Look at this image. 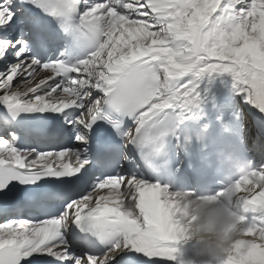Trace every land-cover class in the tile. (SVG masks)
I'll use <instances>...</instances> for the list:
<instances>
[{"label": "bare ground", "instance_id": "1", "mask_svg": "<svg viewBox=\"0 0 264 264\" xmlns=\"http://www.w3.org/2000/svg\"><path fill=\"white\" fill-rule=\"evenodd\" d=\"M130 1L131 0H114V2L122 3V8L125 9L136 6L130 5ZM183 1L185 2L186 0ZM214 2L215 5L210 8L209 5ZM139 3L147 5L145 0H140ZM154 3H156V7L158 8L171 5L168 0H155ZM190 5H195V9L187 13L189 15L188 18L185 19L187 24H182L178 20L177 15L173 16L172 19L164 18V25L167 30L163 31L164 36L161 37H157L161 35V32L160 34H158L159 32L152 34V32L144 27H129L130 24L125 27L124 19H121V24L120 21L114 19V35L108 44L107 51L109 55L105 64L96 67L90 63V68L88 70H90V72L104 71V68L109 65L110 62L123 61L127 59L128 55L137 57L139 55H146L149 52H154L151 59L160 66V93L148 109L149 115L153 113H162V110L164 111L168 108H171L179 115H192L199 106L206 107L205 102L210 101L217 92L220 93L216 99L220 101V104L222 101H225L226 107H230L233 104V100L240 96L243 100L239 103L243 104L246 102L244 99L247 96L246 89L249 87V83L241 76V69L238 63L226 53L240 52L245 49H248L252 53H260L263 51L260 46H264V0H191ZM177 7L178 6L174 5L173 9H177ZM4 12H6V9L3 5H0V34L4 31L2 27L4 21L2 16ZM208 13L210 15H207ZM128 16H133L132 10L128 13ZM7 17L9 19V13ZM127 21H129V19ZM208 25L213 27L214 31L224 33V37L222 36L218 43L220 44V49L224 57L230 59L229 61L225 59L222 63H229L230 65H222L221 62L212 64V69L215 73L218 72V74L216 73L218 76L211 79L209 78L212 82L211 84H215V81H220L218 80L220 78L224 80L220 85H213L211 89H206L207 81L205 77H207V71L205 68L197 69L195 67L196 58L198 56L207 57L206 55H208L206 48H204L202 44L203 31ZM136 29H138L141 36L144 37L146 40L145 42L140 41L142 39L141 36L134 37L132 40L128 39L129 34L135 31L137 32ZM196 33L197 38L193 40L191 36ZM134 41L138 42L134 43ZM187 42L189 43L187 44ZM236 42L239 44L241 43L240 45H242V47H238ZM138 43L144 44L145 46L142 47H146V49L139 52L141 54L134 51ZM149 46L150 48H148ZM8 47L13 48V43H9L6 50L4 45L0 46V53L4 51L3 55L0 56V67L4 66L3 70L7 69L10 64L9 59L13 56L12 52L10 53L8 51ZM131 47L133 48L131 49ZM177 47L180 48L179 51L182 52V54L177 53ZM32 69L34 71L28 77H23L18 74V76H21V80H17L13 85L9 84L7 78L1 77L0 75V95L8 94L14 97L27 95L31 97L33 86L49 76V73L46 74L39 71L37 66L32 67ZM239 76H241L240 79ZM233 79H239V83L236 81L231 82ZM197 85L202 87V89H196ZM44 95L46 97H42V102L47 104L49 102L53 103L54 99L58 97V94L57 97H55L56 95L51 96L50 94ZM251 99H249V101ZM250 104L252 105L254 103L250 101ZM254 106L256 107L255 110L261 111L257 105L254 104ZM242 108L245 109L246 106L244 105ZM260 117L264 120V113L261 116L254 111L252 118H247V116H245L246 121H244L249 124L248 127L246 126L247 131H249L250 122ZM256 122H258L257 119ZM1 148L2 145L0 143V149ZM255 182L259 184V182ZM129 185L130 184H128V186ZM131 186H133L132 189L125 190L124 192L125 196H127V201H124V204L136 218L140 217L142 221L143 219L148 220V226L150 227L146 231L137 230L139 240L136 247L154 255L157 259H160V261L192 262L195 264L198 262H201L200 264H256L259 260L264 261V248L250 241L246 242L247 245L244 246L242 252L239 248V251L235 253H232L233 251L230 253L226 251V255L220 253L214 254L201 249L202 247L193 244L195 243L194 240L196 241L195 238L191 239L192 243L184 246L186 248L184 251L186 250V252L173 253L169 252V250L167 251L168 244L165 240V236L169 235L171 230L174 233V229H170L168 224L167 226L159 224L157 227H154L153 224L156 223L155 215L146 199L148 191L146 186L148 185L139 182ZM261 188H264V185L261 186ZM248 198L252 200L254 197L248 196ZM76 209L81 210V204L77 205ZM203 225H205V223ZM210 225L207 227L209 228ZM202 226H200V228ZM142 227L143 224L140 226V229ZM14 229L21 232L25 231V227L22 226ZM197 235L199 237V242H203V235ZM173 237H177V232L174 233ZM200 238L202 241H200ZM206 243L208 249L215 250L216 252L220 250L215 242L209 240ZM66 248L68 251L71 249L70 247ZM176 252H179V250ZM111 256L112 254H105L101 257V260L105 261ZM231 256L232 259L230 258Z\"/></svg>", "mask_w": 264, "mask_h": 264}, {"label": "rangeland", "instance_id": "2", "mask_svg": "<svg viewBox=\"0 0 264 264\" xmlns=\"http://www.w3.org/2000/svg\"><path fill=\"white\" fill-rule=\"evenodd\" d=\"M139 1L137 3H139ZM214 5H215V2L213 4L211 3V5H209V7L212 8ZM189 11H193V10L187 9V7H186L180 11L179 15L181 16L182 21L179 20V18L177 16L178 20L182 24L184 23V25L187 24V22H185L184 18H188L187 13ZM204 11H205V9H204ZM207 15H210V14L208 13ZM141 24H142L141 26H137V27H142V28L144 27V28L148 29V31L150 28V32H152V34H154V33L156 34L157 32H159L158 34H160V32H161V35L157 36V37L164 36L163 31L165 29L163 28V25L161 23L160 24L157 23V24L152 25L149 22L147 24L145 22H141ZM220 32H223V31H220ZM222 36L224 37V33H219L217 31H214L213 27H211L210 25H208L207 28L203 31L202 43L207 49L208 55H206V56L208 58L207 61L208 60L209 61L207 64L205 63L204 65L200 66L198 64V61L200 59V58H198L199 57L198 56L196 58L195 67L197 69L205 68V70L207 71V77H205V79L207 81L206 82L207 83L206 89H211V87L213 85H220L224 80L223 78H220V79H218L220 81H215L216 82L215 84H211L212 82L210 81L211 78L218 76L217 75L218 72H216L217 73L216 74L215 71L212 69V64H214L216 62L217 63L221 62V64H222L225 59H227L226 61L230 60V59L224 57V54L222 53V51L220 49V44L218 42L221 40ZM191 37L193 40H195L197 38V33L193 34ZM188 43L189 42H187V44ZM236 44L238 47H240V48L242 47V45H240L241 43L239 44L238 42H236ZM230 45H232V44H230ZM260 48H261V50L263 49V51H261L260 53H252L248 49H245V50H242L240 52H234V53L227 52L226 54L228 56L232 57L233 60L235 62H237L239 64V66H241V68L244 69L243 70L244 71L243 74L245 76L244 78H246L247 82L249 83V87H247V89H246V95L247 96L244 99V101L246 100V102H244V103L242 102V103L246 107H250L251 109H253L254 107H253V105L250 104V101H249V99L252 98L253 101L256 103V105L264 113V69H260L256 65L257 61L261 60L264 57V46L261 45ZM177 49H178L177 53L182 54V52L179 51L180 48L177 47ZM106 53H107L106 56H108L109 52L107 51ZM106 59H107V57L104 59H102V58L100 59V60H102V65L105 64ZM224 64L230 65L229 63H224ZM224 64H222V65H224ZM240 72H241V70H240ZM221 73H225V72H221ZM239 79H240V76H239ZM239 79H237V80L233 79L231 82L236 81L239 83ZM196 89H202V87H199L197 85ZM238 98L240 99L239 102L243 100L241 96ZM256 119H254L253 121L250 122L249 130L251 128L253 129V126L255 124ZM256 181L259 182V184L254 182V184L251 186V189L249 191L248 196L249 197H255L253 195V193H256L257 197L263 198L264 197V188H261V186L264 185V182H263L264 179L259 178ZM249 199L251 200V198H249ZM252 200L255 201L254 198ZM261 201H264V200H261ZM249 206H255V205L251 204ZM258 212H259L258 213L259 216L264 218V211L259 210ZM230 224H232V223H230ZM185 225H186V227H185L186 231H189L190 234H193L194 227L191 225V223L186 222ZM259 228H261V227H259ZM196 231H197V229H196ZM202 235H203V239L206 242H208L209 240H211L212 242H215L217 247L220 249V252L225 254V255L227 254V252L230 253L232 251H233L232 253H235L239 250L242 252L244 250V246L247 245L246 242H248V241L253 242L255 245L261 246L264 248V230L262 232L254 234V235H249L245 231L238 230L236 232H233L230 235L228 234V235L224 236L222 233L218 232L216 229H213L212 231H207L204 234L202 233ZM201 241H202V239H201ZM206 242H204V243H206ZM196 245H198V244H196ZM199 247H201V246H199ZM167 248H168L167 251L168 250L170 251V249H171L170 245H167ZM184 249H186V248L185 247L178 248L177 250H173L174 251L173 253L186 252V250L184 251ZM201 249L207 250V251L212 252L214 254H218V252H216L215 250H210V249L204 248V247H202ZM178 250H179V252H176ZM103 260H105V259H103ZM256 264H264V261L259 260V261H257Z\"/></svg>", "mask_w": 264, "mask_h": 264}, {"label": "water", "instance_id": "3", "mask_svg": "<svg viewBox=\"0 0 264 264\" xmlns=\"http://www.w3.org/2000/svg\"><path fill=\"white\" fill-rule=\"evenodd\" d=\"M203 62V60H201V63Z\"/></svg>", "mask_w": 264, "mask_h": 264}]
</instances>
